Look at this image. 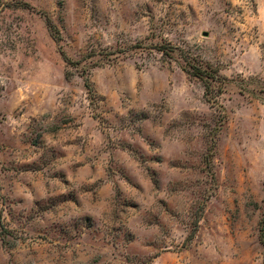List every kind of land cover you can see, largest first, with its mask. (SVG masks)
Returning <instances> with one entry per match:
<instances>
[{
  "label": "rangeland",
  "instance_id": "1",
  "mask_svg": "<svg viewBox=\"0 0 264 264\" xmlns=\"http://www.w3.org/2000/svg\"><path fill=\"white\" fill-rule=\"evenodd\" d=\"M263 218L264 0H0V264H264Z\"/></svg>",
  "mask_w": 264,
  "mask_h": 264
},
{
  "label": "trees",
  "instance_id": "2",
  "mask_svg": "<svg viewBox=\"0 0 264 264\" xmlns=\"http://www.w3.org/2000/svg\"><path fill=\"white\" fill-rule=\"evenodd\" d=\"M46 21H47L46 23L48 24L47 25L48 29H50V34H51L52 38L56 42H58L59 41V37H58L57 33L54 32L53 30H51V27L49 25L50 23H49V20L47 18H46ZM258 233H259L258 234V240H259V242H260V244H261V246H262V248L264 250V218L259 223V232Z\"/></svg>",
  "mask_w": 264,
  "mask_h": 264
}]
</instances>
